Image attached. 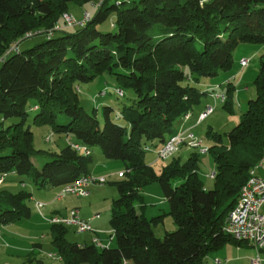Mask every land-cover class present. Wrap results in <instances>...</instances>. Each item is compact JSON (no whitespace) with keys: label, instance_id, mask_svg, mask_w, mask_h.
I'll return each instance as SVG.
<instances>
[{"label":"trees","instance_id":"obj_1","mask_svg":"<svg viewBox=\"0 0 264 264\" xmlns=\"http://www.w3.org/2000/svg\"><path fill=\"white\" fill-rule=\"evenodd\" d=\"M71 3L90 6L83 24L65 25V13L82 19ZM154 24L163 25L162 31L150 33ZM54 26L32 46L6 53L13 41L29 39L28 32ZM243 43L264 45V0H0V57L7 54L0 61V177L31 174L37 187L61 189L89 174L96 147L125 169L113 182L118 190L109 219L113 245L78 244L66 237L70 226L50 223L51 242L64 264H203L224 244L245 243L225 234L223 224L264 151V57L253 80L256 96L225 134L227 141L206 131L215 171L211 189L198 175L197 153L182 161L179 149L158 171L153 157H146L178 132L176 122L207 95L196 85L228 72L234 49ZM103 74L116 80L118 97L125 89L132 93L120 108L102 105L100 121L96 107L88 111L81 104L79 84ZM230 83L221 85L228 111L235 90ZM106 93L104 88L96 96ZM31 110L33 125L70 138L58 151L34 148ZM73 143L90 154L76 151ZM40 153L48 159L37 167L33 158ZM153 182L176 224L162 237L152 230L162 215L148 219L135 205ZM30 197L24 189L0 190V223L29 218Z\"/></svg>","mask_w":264,"mask_h":264},{"label":"rangeland","instance_id":"obj_2","mask_svg":"<svg viewBox=\"0 0 264 264\" xmlns=\"http://www.w3.org/2000/svg\"><path fill=\"white\" fill-rule=\"evenodd\" d=\"M69 8L72 13L80 19L83 17L84 11L90 9V6H76L71 3ZM107 25L108 21L102 24L101 27H107ZM56 27L57 26L47 29L38 28L32 30L25 35V37H29V39H25L22 42H20V39L15 40L7 50L10 48L16 50L18 48L25 49L30 47L43 38L44 35H41L43 32L45 34H50ZM163 27V25L154 24L153 27L149 29V32H161ZM5 55L7 54L3 53L1 57L3 58ZM232 55L234 66L228 72H221L217 76L205 78L200 85H196L199 88L205 89L207 86L214 85V83H220L224 80L227 84L228 82H231L235 86L232 97V111L223 108L224 101L214 102V100H208L205 96H201L200 101L195 104L196 106H193L194 108L204 107L205 110L207 106L206 104L210 102L214 109L212 114H209L206 121L193 129L194 135L201 140L202 148L208 147V144L210 143V140L206 137V131L210 128L213 131L220 133L223 141L226 142L227 137L225 134L239 122L240 114L247 108V101L256 96V87L253 84V80L259 70V60L261 57H264V45L243 43L234 49ZM242 58L248 60V64L244 68L238 65V61ZM79 86L81 104L88 111H92L93 108L96 107V115L100 121L103 119L102 105H110L115 109L120 108L123 103L128 102V98L132 93L130 90L125 89L124 96L118 97L114 92V88L117 87V82L113 76L108 74H103L89 83H80ZM104 88L107 90V93L104 96L97 97L96 94L98 91L103 90ZM34 113L35 112L32 110L29 112L28 122L33 131L32 143L34 148L50 152L58 151L66 144L67 138L56 133H51L50 128L47 126L33 125L31 121ZM47 135H50V140L46 141L45 137ZM96 148L100 149L99 147ZM93 149L94 148H92V150ZM192 152L198 154V175L203 186L206 189H211L214 186V179L210 177L214 170V162L211 153L207 152L200 154L198 149H191L187 146H183L176 155H178L183 161L186 160ZM146 157L150 158L151 153L148 152ZM47 159L48 156L46 153H40L37 157L33 158V161L37 167H41ZM166 160L156 159L154 162L155 170L158 171L161 165L165 164ZM117 163L120 164L113 166L111 170L113 171L115 168L120 167L121 170L113 171V173L110 172L111 174H108V171H106L104 173L105 175H102L106 177V183H91L86 187L95 200L94 203L96 206L93 212L97 211L102 215L100 221L105 224L107 227L106 230L109 231L112 230L109 219L113 201L118 197V190L113 182L121 179L118 177V174L125 170L124 165L121 164L122 162ZM256 173L264 177L263 169L257 170ZM93 176L97 177L100 175ZM19 177L22 182H17V185H21L22 183L26 185V187H24V185L21 188L18 187L20 190L24 189L28 192H32V188L39 189L34 184L31 174ZM44 195L43 192H40L35 195V198L38 200V197L43 198ZM142 197L143 200L135 201V205L140 211L142 210V212H144V215L148 217V219L162 215L160 219L152 222V230L154 234L158 237H162L165 232L173 231L176 228V224L173 217L167 212L168 204L162 200V190L159 183L153 182L147 185L142 191ZM27 202L31 207V215L29 218L14 221L9 224L0 223V264H37V259L42 260L44 264H64L62 261L48 256L49 254H54L55 256L58 255L51 242L50 224L42 219L39 212H35L32 200H28ZM82 236V233L77 232L75 228L71 226L66 235L67 239L70 241H81ZM107 236L108 235L105 236L106 240ZM37 244H40V247ZM111 244L113 245L114 241ZM255 255L256 251L252 247L249 248L246 245L237 246L228 242L217 250L210 252L205 257V262L203 264H213L214 259H220L222 261L227 260L225 264H249V259ZM128 264L133 263L129 261Z\"/></svg>","mask_w":264,"mask_h":264},{"label":"built area","instance_id":"obj_3","mask_svg":"<svg viewBox=\"0 0 264 264\" xmlns=\"http://www.w3.org/2000/svg\"><path fill=\"white\" fill-rule=\"evenodd\" d=\"M89 19V12H84L81 20L76 19L71 13H65L63 20L65 25L71 26L75 24H83ZM10 48L6 53H9ZM3 58H0V61ZM248 64V60L242 58L239 60V65L245 67ZM218 86L209 89L211 95L218 101H224V93H217L214 91ZM116 93L121 94V89L116 88ZM105 92L101 91L103 95ZM213 112V106L207 105L205 110L198 115V122L204 120L209 114ZM188 117V114L184 116ZM187 146L191 149H198L201 154L208 152V147L202 148L201 140H199L189 130H180L174 135H171L166 143L156 150V157L158 159L166 160L176 153L181 147ZM72 147L76 151H80L84 154H90V149L82 144L73 143ZM263 169L264 172V151L260 160L254 167L249 170V176L246 182L242 185L239 198L235 206L228 212L224 224L223 232L236 241L245 242L255 249L256 255L249 259V264H264V177L257 174L256 171ZM119 176L123 175V172H119ZM215 171L213 170L210 177L214 178ZM107 182L104 176H93L92 174L82 175L75 181L62 187L56 198H62L67 194L74 195H87L85 187L91 183L104 184ZM37 209L39 210L43 204L35 202ZM93 217H99V214H95ZM50 223H63L67 226L74 227L79 233L91 232L92 244L97 247H107L114 237V230H111L106 243L100 240L97 232L91 227L88 219H82L78 215L77 209H72L67 217H50L47 218ZM48 256L60 259L59 256L49 254ZM214 263L223 264L220 259H214ZM126 264V262H123Z\"/></svg>","mask_w":264,"mask_h":264},{"label":"crops","instance_id":"obj_4","mask_svg":"<svg viewBox=\"0 0 264 264\" xmlns=\"http://www.w3.org/2000/svg\"><path fill=\"white\" fill-rule=\"evenodd\" d=\"M222 84H226V81L223 80L220 83H214V85H210V86H207L205 89H202V90L207 89V95H205V97H207L208 100H214V102L218 101V99H215L214 96L211 95V91L209 89H212L213 86H218L214 91H216L217 93H219V92L222 93L223 92V89L221 86ZM231 86H233L235 88V86L233 84H231ZM79 89H80V86H79ZM206 105H211V104H210V102H208ZM203 110H204V107H202V108H197V107L194 108L193 107L192 110L188 113L187 118H185V117L181 118L180 120H178L176 122V124H175L176 131L189 130L190 132L193 133V129L200 126L204 121L207 120V118L209 116L208 115L204 120L198 122V115ZM67 139H69V138H67ZM67 139H66V141H67ZM150 153H151V157H153V161L155 162L156 161L155 152L152 151ZM91 155H92L93 160L89 166V174L102 176V175H105L104 173L106 171H108L107 172L108 174H111V173H113V171L115 172V171L121 170V167L115 168L113 171L111 170L113 166H115V165L117 166V164H120V163H117L119 161L107 160L103 156L101 149L95 148V149H93V151L91 150ZM17 182H21V178L16 173L9 172L7 174H4L2 177H0V190L5 189V190L11 191V192H17V191H20L19 188L23 187V185H24V187H26V185L23 183L21 185H17ZM86 187H85V190L87 192V195H74V194L69 195V194H67L62 198H56V195L60 189L58 187L46 185L43 187H38L40 190L36 189V188H32L31 189L32 192H30L31 197L29 200L33 201V205H34L33 209L35 210V212H39L42 219L45 220L46 222H48L47 218H50V217H67V216H69L70 210L77 209L78 215L82 219H88L91 227L97 232L98 236L101 237L100 240L103 243H106L107 240L105 239V236L106 235L109 236L110 231L106 230L107 227L105 226L104 223H101L100 219H101L102 215L97 211L93 212V210L95 209V206H96V204L94 203L95 200L93 199V196H92V194H90L89 190L86 189ZM56 188H58V189H56ZM40 192H43V194H45V195L43 198L38 197V200H37L35 198V195L40 193ZM162 197H163V194H162ZM142 200H143V198H142ZM162 200H164L165 203H167L166 200L164 199V197ZM35 202H40L43 204V206L38 210L36 205H35ZM30 209H31V207H30ZM97 213L99 214V217H93ZM48 224H50V222H48ZM82 234H83V236H82L81 241H73V242H76L78 244L92 243L91 242V239H92V233L91 232H82ZM108 236H107V239H108ZM112 242H113V240L110 242V244ZM37 245L40 247V244H37ZM243 245H246L249 248L251 247L247 243H244ZM243 245H240V246H243ZM56 256H59V255H56ZM59 257H60V259H57L54 257H51V258L62 261L61 256H59ZM38 262H41V264H44V262L40 259H37V264H38ZM221 262H223V264H225V262H227V260H225V261L221 260ZM126 264H128V262H126ZM213 264H216V263H214V261H213Z\"/></svg>","mask_w":264,"mask_h":264}]
</instances>
